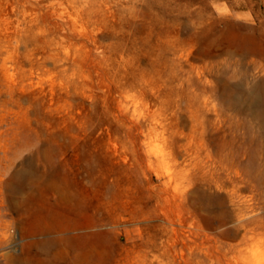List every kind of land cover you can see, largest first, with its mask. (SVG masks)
<instances>
[{"label":"rangeland","instance_id":"374dc122","mask_svg":"<svg viewBox=\"0 0 264 264\" xmlns=\"http://www.w3.org/2000/svg\"><path fill=\"white\" fill-rule=\"evenodd\" d=\"M0 264H264V0H0Z\"/></svg>","mask_w":264,"mask_h":264}]
</instances>
